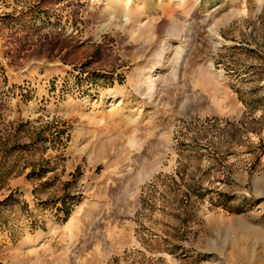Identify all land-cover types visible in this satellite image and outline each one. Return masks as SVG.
Listing matches in <instances>:
<instances>
[{"label": "rangeland", "instance_id": "1", "mask_svg": "<svg viewBox=\"0 0 264 264\" xmlns=\"http://www.w3.org/2000/svg\"><path fill=\"white\" fill-rule=\"evenodd\" d=\"M0 264H264V0H0Z\"/></svg>", "mask_w": 264, "mask_h": 264}]
</instances>
